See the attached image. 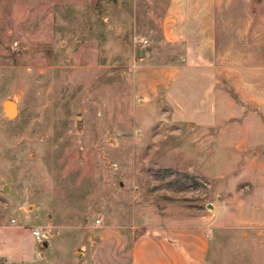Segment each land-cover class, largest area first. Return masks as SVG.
Returning <instances> with one entry per match:
<instances>
[{"label":"rangeland","instance_id":"1","mask_svg":"<svg viewBox=\"0 0 264 264\" xmlns=\"http://www.w3.org/2000/svg\"><path fill=\"white\" fill-rule=\"evenodd\" d=\"M163 9L0 0V264H129L167 224L204 229L207 264H264V109L177 72Z\"/></svg>","mask_w":264,"mask_h":264},{"label":"crops","instance_id":"2","mask_svg":"<svg viewBox=\"0 0 264 264\" xmlns=\"http://www.w3.org/2000/svg\"><path fill=\"white\" fill-rule=\"evenodd\" d=\"M159 26L162 42L181 49L177 72L215 76L214 90L229 81L264 109V0H164ZM208 251L202 228L149 226L132 242L129 264H207Z\"/></svg>","mask_w":264,"mask_h":264},{"label":"water","instance_id":"3","mask_svg":"<svg viewBox=\"0 0 264 264\" xmlns=\"http://www.w3.org/2000/svg\"><path fill=\"white\" fill-rule=\"evenodd\" d=\"M142 54V52H140ZM3 108H4V113L9 119H14L18 115V105L16 102H14L11 99H6L3 101ZM6 187L3 189L5 190Z\"/></svg>","mask_w":264,"mask_h":264},{"label":"built area","instance_id":"4","mask_svg":"<svg viewBox=\"0 0 264 264\" xmlns=\"http://www.w3.org/2000/svg\"><path fill=\"white\" fill-rule=\"evenodd\" d=\"M34 236L36 239L41 240L43 237V234H41L39 231H34Z\"/></svg>","mask_w":264,"mask_h":264}]
</instances>
